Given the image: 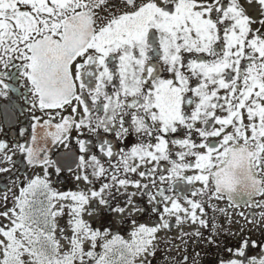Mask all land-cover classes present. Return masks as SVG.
Wrapping results in <instances>:
<instances>
[{
	"label": "snow or ice",
	"instance_id": "obj_1",
	"mask_svg": "<svg viewBox=\"0 0 264 264\" xmlns=\"http://www.w3.org/2000/svg\"><path fill=\"white\" fill-rule=\"evenodd\" d=\"M246 3L258 6V17L241 0H0V97L10 99L19 79L33 111L30 138L21 128L24 143L0 140V173L12 171L17 152L28 167L43 170L25 176L13 206L0 212L8 221L0 224V264H135L155 254V234L170 227L166 217L179 224L181 213L192 223L197 210L204 216L205 196L259 207L264 220V201L254 203L264 196V0ZM37 109L48 116L42 124ZM38 127L55 131L38 136ZM49 168L57 175L78 168L75 179L92 187L56 191ZM196 182L202 187L191 190L192 198L177 190ZM130 187L148 197L159 224H139L123 240L83 219L100 208L118 217L147 212ZM3 199L6 206L7 192ZM65 208L71 235L59 228L68 241L62 250L56 218ZM259 247L241 237L228 248L233 258L219 264H264V249L248 255Z\"/></svg>",
	"mask_w": 264,
	"mask_h": 264
},
{
	"label": "flooded vegetation",
	"instance_id": "obj_2",
	"mask_svg": "<svg viewBox=\"0 0 264 264\" xmlns=\"http://www.w3.org/2000/svg\"><path fill=\"white\" fill-rule=\"evenodd\" d=\"M241 3L246 8L248 14L252 17H258V6L249 7L246 0H241ZM254 27H259L255 25ZM12 83L11 81H6ZM21 81L18 79L14 87H16V93H9L10 99H5L0 97V140H7L9 145L16 141L24 143V139H21L19 135V130L24 128L26 130L25 136L30 138L32 134L31 124L33 123L32 116L33 111L30 108L31 95L26 92L25 88L20 87ZM108 91L111 92L112 88L109 87ZM89 103L91 101L89 100ZM70 109L64 111L62 114L67 116L70 113ZM82 113V109L80 110ZM36 116L41 117L40 123L42 124L48 116L42 113L40 110H35ZM96 113H93L95 115ZM103 115V113H99ZM79 118V117H77ZM60 117L56 116L53 123H59ZM55 131V128L43 129L37 128V135L42 136L45 131ZM86 131V130H85ZM103 135V133H101ZM72 136H76L75 130L72 131ZM91 139L92 137H88ZM108 139L113 140L114 134L108 136ZM30 142V140H29ZM135 138L130 140V143H134ZM118 143V142H117ZM73 148L76 145L73 143ZM64 151L63 146L52 152V158L57 159L59 154ZM17 162L16 166L9 173H0V212H3L7 208L13 206L12 196L13 194H19V185L25 183V176L28 178H35L36 176H43V170L40 167L30 168L23 162V157L17 152L13 157ZM113 161V163L118 162ZM191 159V158H189ZM138 162V161H137ZM106 167H109L107 161L104 162ZM131 163V162H130ZM161 167H168L167 162L161 161ZM6 166V165H5ZM153 164L143 165L138 171H144L154 167ZM50 176L49 182L53 189L59 192L68 191H87L92 187L91 184H86L83 180L77 181L75 177L80 174L78 168H74L73 171H68L65 169L57 175L55 168L48 169ZM89 174L91 170L89 169ZM167 175V172L157 173V175ZM186 175H192V172L185 173ZM121 178H124V174L121 173ZM127 177L132 180H140L138 174L128 173ZM93 183L96 187H99V182L93 179ZM141 183H149L150 178L142 180ZM159 182H157V187H159ZM164 187H167L165 184ZM202 185L196 182L192 185L178 184L177 190L185 189L184 195L192 198L190 193L192 189L200 188ZM11 190V191H9ZM152 192L156 189L151 188ZM123 191V190H121ZM137 192L134 198L136 202L143 208L148 209L147 212L135 213L132 216L125 214L123 217H118L115 215H110L105 212L104 209L100 208L97 212L93 214L96 215L95 220L92 221L93 228L100 229L101 231L110 230L111 233L120 236L123 240H130V233L133 231L134 227L139 224H144L146 226H154L160 223L159 216L151 212L153 205L148 203V197H140L139 191L135 188H129L128 192ZM8 193L9 199L7 205L5 206L4 194ZM210 195V194H209ZM118 200H123L124 197L117 194ZM194 199H201L196 197ZM258 201H264V196L254 197V203ZM65 204H69L70 201H65ZM187 207L186 204H183ZM203 207L205 208V215L200 216L199 210H197V216L199 219H204L207 222V227H202L199 224V219L196 223H188V228L186 229V223L189 219H184L181 213L182 222L177 224L175 216L166 217L169 220L170 227H161L155 234L154 244V255H148L150 259L153 256L161 252H165V249L169 247V252L175 251V256L173 259L167 261L166 264H219L221 258L229 259L233 258L228 252V248H235L239 243L241 237H245L251 241H255L260 247L253 248L248 252L250 257H259L261 255V249H264V220L260 218V212L262 211L259 207H248L241 204L239 207L230 205L227 199L217 200L215 198L209 199L208 196L203 198ZM215 209V210H214ZM223 210V211H221ZM243 213L244 216H241ZM88 215V214H87ZM248 217L252 220V223L248 222ZM57 219V218H56ZM136 221V225H133L132 221ZM223 222H225L223 224ZM7 220L0 217V224L6 225ZM199 232L200 236L194 235V233ZM111 239V236L108 237ZM209 240H214V243H209ZM168 246V247H167ZM172 246V249H170ZM98 253V252H97ZM168 259V254L166 256ZM187 257V260H185ZM145 264H150L146 263Z\"/></svg>",
	"mask_w": 264,
	"mask_h": 264
},
{
	"label": "rangeland",
	"instance_id": "obj_3",
	"mask_svg": "<svg viewBox=\"0 0 264 264\" xmlns=\"http://www.w3.org/2000/svg\"><path fill=\"white\" fill-rule=\"evenodd\" d=\"M68 211L69 209L68 208H65L64 209V214L62 216H58L57 219H56V223L58 224V228H57V232H56V237L57 239L59 240L60 244H61V248L62 250L66 249L67 246H68V241L67 240H64V239H60V233H59V228L63 227L65 228V235H71V231H70V228H69V225H68V221L70 219L69 215H68ZM96 218V215L95 214H92L91 216L87 215V213H85V215L83 216V219L89 223L91 226L93 225L92 224V221L95 220ZM188 223H192L191 220H188V222L186 223V229L188 228ZM225 222H223L224 224ZM93 227V226H92ZM97 229V228H95ZM155 241V239L153 240ZM100 243H103V241H100ZM155 242H153V246L155 245L154 244ZM168 247V246H167ZM172 249V246H170ZM84 248L85 250H89L90 249V244L89 243H85L84 244ZM173 250V249H172ZM96 252L101 253L103 252V249L101 247H97L95 249ZM169 252V247L168 249L166 248L165 249V252H161L159 254H157L156 256H153L151 259L148 255L146 256H140L137 258L135 264H145V262L147 263H150V264H166L167 261L173 259L172 257L175 256V251H171L170 253ZM168 254V259L166 260V256Z\"/></svg>",
	"mask_w": 264,
	"mask_h": 264
}]
</instances>
